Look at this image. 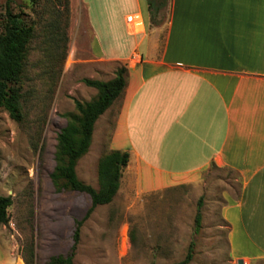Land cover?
<instances>
[{
    "label": "rangeland",
    "instance_id": "374dc122",
    "mask_svg": "<svg viewBox=\"0 0 264 264\" xmlns=\"http://www.w3.org/2000/svg\"><path fill=\"white\" fill-rule=\"evenodd\" d=\"M82 1L85 5L78 0H0V34L6 8L33 27L19 84L22 118L15 122L0 110V196L12 198L8 224L0 226V235L28 264L66 256L75 223L91 206L86 194L57 191L50 178L57 135L75 113L74 100L96 98V90L83 81H109L124 66L94 56L90 26L106 47L113 13L117 33L130 38L122 21L128 11L119 0ZM142 14L145 17L144 9ZM166 19L163 11L152 23L164 24ZM93 47L97 54L96 44ZM113 124L95 123L88 152L76 165L80 181L95 190L98 161L108 153ZM241 189L236 174L216 165L193 181L146 194L135 190L133 180L120 179L112 202L96 207L82 221L73 264H176L191 243L189 264H236L238 255L229 249L222 210ZM243 261L264 264V259Z\"/></svg>",
    "mask_w": 264,
    "mask_h": 264
},
{
    "label": "crops",
    "instance_id": "0c3cea01",
    "mask_svg": "<svg viewBox=\"0 0 264 264\" xmlns=\"http://www.w3.org/2000/svg\"><path fill=\"white\" fill-rule=\"evenodd\" d=\"M119 5L129 39L113 13L106 47L87 22L94 56L127 69L122 95L96 121L114 123L108 152L129 154L121 179L146 194L228 169L242 183L222 210L229 249L235 261L264 259V0H166L159 25L147 0ZM0 264H26L2 235Z\"/></svg>",
    "mask_w": 264,
    "mask_h": 264
},
{
    "label": "trees",
    "instance_id": "16d2710c",
    "mask_svg": "<svg viewBox=\"0 0 264 264\" xmlns=\"http://www.w3.org/2000/svg\"><path fill=\"white\" fill-rule=\"evenodd\" d=\"M147 4L151 17L155 18L166 6V0H147ZM32 37V25H29L21 15L6 8L0 34V110L5 111L15 122L22 118L19 84ZM126 77L127 69L121 66L116 70L114 78L109 81L84 80L83 83L87 87L96 90V98L85 103L74 100L75 113L68 116L65 127L57 135L55 167L50 178L57 191L78 192L90 198L91 206L83 220H86L96 207L112 202L119 190L123 169L129 162V154L126 152L110 151L103 155L97 165L98 190L80 181L76 174L77 162L86 155L91 145L96 121L120 98L126 87ZM11 206L10 196H0V226L8 224L7 210ZM82 221L75 223L68 254L50 257L45 264H73ZM194 222L197 231L201 223V201ZM192 259L193 243L189 245L184 259L176 264H189Z\"/></svg>",
    "mask_w": 264,
    "mask_h": 264
},
{
    "label": "built area",
    "instance_id": "2783aa9c",
    "mask_svg": "<svg viewBox=\"0 0 264 264\" xmlns=\"http://www.w3.org/2000/svg\"><path fill=\"white\" fill-rule=\"evenodd\" d=\"M126 22L127 24H129L130 26L134 27V28H139L142 26V21L140 19V17L138 16H128L126 17Z\"/></svg>",
    "mask_w": 264,
    "mask_h": 264
},
{
    "label": "water",
    "instance_id": "95a60500",
    "mask_svg": "<svg viewBox=\"0 0 264 264\" xmlns=\"http://www.w3.org/2000/svg\"><path fill=\"white\" fill-rule=\"evenodd\" d=\"M236 264H244V261L242 259L236 260Z\"/></svg>",
    "mask_w": 264,
    "mask_h": 264
}]
</instances>
